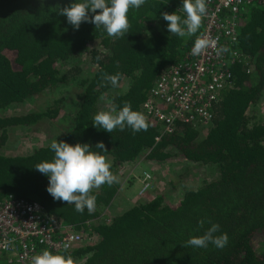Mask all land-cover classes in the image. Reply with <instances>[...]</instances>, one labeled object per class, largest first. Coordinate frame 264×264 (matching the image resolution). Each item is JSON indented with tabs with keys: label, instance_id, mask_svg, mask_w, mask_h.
Segmentation results:
<instances>
[{
	"label": "trees",
	"instance_id": "1",
	"mask_svg": "<svg viewBox=\"0 0 264 264\" xmlns=\"http://www.w3.org/2000/svg\"><path fill=\"white\" fill-rule=\"evenodd\" d=\"M72 2L0 0V110L66 83L80 72V52L95 44L88 51L92 71L81 80L76 109L67 114L66 130L53 140L90 145L106 157L113 174L121 165L144 157L153 162L212 164L217 176L185 189L174 204L158 192L140 196L106 221L100 219V209L111 200L117 182L92 190L96 206L91 213L87 209L79 213L74 205L56 201L47 192L48 177L34 167L52 160L51 140L26 154L0 152V200L10 194L37 201L47 213L87 232L91 238L81 246L53 252L71 255L79 260L77 264H264V118L247 114L264 88V8L251 7L240 28L239 45L251 60V72L233 67V85L220 93L200 137V127L181 122H175L166 134H160L159 125L152 122H147L146 131L135 133L128 127L108 133L92 124L97 112L112 106L119 110L125 102L141 113L159 71L175 63L194 43L199 31L184 38L170 34L161 15L177 12L183 19L182 0H146L139 10L131 9L129 33L121 38L109 37L88 22L74 29L56 12ZM59 64L66 66L63 73L58 71ZM117 73L121 76L117 87L103 80L105 74ZM123 82V89L108 97L109 109H105L104 94ZM60 103L53 99L37 112L0 116V149L5 128L54 120L61 112ZM98 142L107 151L96 149ZM201 219L203 227L198 226ZM211 224L220 226L214 236L227 233L225 247L186 246ZM256 238L262 241L259 251L254 247Z\"/></svg>",
	"mask_w": 264,
	"mask_h": 264
},
{
	"label": "built area",
	"instance_id": "2",
	"mask_svg": "<svg viewBox=\"0 0 264 264\" xmlns=\"http://www.w3.org/2000/svg\"><path fill=\"white\" fill-rule=\"evenodd\" d=\"M206 5L198 36L203 33L215 43L203 54L191 55L193 43L175 63L161 69L141 105V113L147 122L159 125L160 134L170 133L175 122L206 126L220 93L233 85V67L251 72V60L240 49V28L244 13L264 8V0H206ZM151 178L148 171L140 172L138 194L152 189ZM90 238L37 201L10 194L0 200V264H30L44 249L71 251Z\"/></svg>",
	"mask_w": 264,
	"mask_h": 264
},
{
	"label": "clouds",
	"instance_id": "3",
	"mask_svg": "<svg viewBox=\"0 0 264 264\" xmlns=\"http://www.w3.org/2000/svg\"><path fill=\"white\" fill-rule=\"evenodd\" d=\"M145 3L146 0H75L68 6L58 7L56 12L65 16L67 22L76 30L81 23L88 22L94 24L96 29L102 28L109 37L121 38L129 33L131 27L128 19L129 11L139 10ZM179 10L185 14L183 19L177 15V12L161 14L167 22L168 32L181 38L196 35L207 12L206 0H182V8ZM89 12L94 15L90 17ZM214 43L215 41L202 33L196 37L190 54L201 55ZM120 79L119 73L105 74L103 77V80L112 87H117ZM92 124L108 133L117 128L124 131L128 127L134 133L146 131L148 128L146 117L138 111H133L130 102H125L119 110L112 106L107 111L97 112ZM50 148L54 152L52 160L40 162L34 167L48 177L47 192L56 201L74 205L79 213H83L85 209L91 213L96 206V197L92 195V190L118 182V177L110 170V163L104 155L93 151L88 144L77 143L73 146L53 140ZM96 149L107 151L102 142L96 144ZM204 223L205 221L201 219L198 221V226L203 227ZM219 230L218 224H211L204 235L191 237L186 242V246L203 248L212 243L218 248H223L228 243V235L222 233L214 236ZM30 264H77V262L71 255L53 254L44 249L32 256Z\"/></svg>",
	"mask_w": 264,
	"mask_h": 264
},
{
	"label": "rangeland",
	"instance_id": "4",
	"mask_svg": "<svg viewBox=\"0 0 264 264\" xmlns=\"http://www.w3.org/2000/svg\"><path fill=\"white\" fill-rule=\"evenodd\" d=\"M96 47L95 44L86 46L77 58V65L80 70L74 77L69 78L66 83L59 84L48 89L39 95L29 98L25 101L16 103L3 110H0V116H16L17 114L27 113L29 111H40L53 99H60V114L54 120L41 119L30 125H18L17 127H8L4 129L5 141L0 149L3 155L17 156L26 154L42 147L51 140L61 135L68 127V116L76 109L82 90L81 80L87 78L92 71L89 64L88 51ZM74 61V59L72 60ZM59 73L66 69L64 64L57 66ZM125 86V82L117 89H111L106 92L103 107L109 109L107 100L115 92H120ZM248 116L252 114L261 115L264 118V88L261 97L247 111ZM250 121V118L247 122ZM201 128L199 136L203 134L206 126ZM203 131V132H202ZM108 161V160H107ZM109 162V161H108ZM141 171H148L151 175L152 191L143 195L138 194L139 183L136 177H140ZM118 177V184L114 195L107 205L100 209V219L108 220L119 213L124 208L134 205L140 196L149 197L158 194L163 196L168 203H176L185 189H192L202 182L209 181L217 176L214 165L183 162L181 160L153 162L144 157L137 159L127 165H121L114 173ZM90 222V221H89ZM262 241L259 238L254 240V247L257 251L261 249ZM78 262V259H74Z\"/></svg>",
	"mask_w": 264,
	"mask_h": 264
}]
</instances>
